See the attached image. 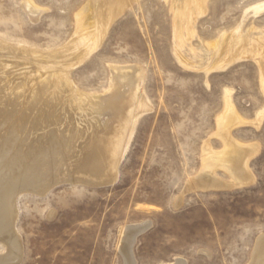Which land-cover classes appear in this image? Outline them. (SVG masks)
Returning <instances> with one entry per match:
<instances>
[{"label":"rangeland","instance_id":"1","mask_svg":"<svg viewBox=\"0 0 264 264\" xmlns=\"http://www.w3.org/2000/svg\"><path fill=\"white\" fill-rule=\"evenodd\" d=\"M28 1L36 13L25 0H0V45L25 50L30 61L36 51L57 62L61 56L53 53L76 36V15L88 0ZM180 1L132 0L94 50L69 58L71 84L102 100L110 66H139L149 107L137 118L113 182L59 175L20 188L21 257L10 264H252L264 242V117L231 130L237 142L258 146L249 161L251 184L202 190L192 178L205 142L222 149L214 132L226 91L243 120L253 122L264 110L258 68L264 10L250 9L264 0H191L190 9ZM217 176L228 180L220 170ZM4 250L0 244V256Z\"/></svg>","mask_w":264,"mask_h":264},{"label":"bare ground","instance_id":"2","mask_svg":"<svg viewBox=\"0 0 264 264\" xmlns=\"http://www.w3.org/2000/svg\"><path fill=\"white\" fill-rule=\"evenodd\" d=\"M190 1L184 0L186 3L183 7L190 9L187 7ZM131 2L88 0L76 15L77 32L67 45L70 47L53 53L61 56L57 62L47 60V54L36 51L31 55L38 59L30 61L32 58L28 59L25 50L15 54L13 49H8L9 46L0 45V244L5 249L3 257L0 256V264L16 263L21 257L22 247L15 229V197L20 188H37L42 182L46 184L48 179L56 181L53 177L59 175L74 176L76 180L92 185H105L115 180L137 118L149 107L141 91L142 70L139 66H110L111 75L106 90L108 96H103L105 99L102 100L99 99L101 95L82 93L71 84L69 61L71 57L83 59L85 54L94 50L109 25L125 7H131ZM23 3L30 13L37 12L32 2L25 0ZM176 6L178 8L179 5ZM250 9L256 15L264 10V2ZM87 14L89 17L85 21ZM81 21H85L86 25L83 22L84 26L81 25ZM259 57L258 68L264 80L263 54L260 53ZM24 65L30 67L26 70L31 69L32 72L23 70L21 67ZM83 102L89 103L88 107ZM107 113L109 116L105 118ZM98 116L102 118L100 121ZM263 117L264 110L253 122L243 120L236 113L230 93L226 91L223 112L216 120L214 132L222 149L213 150L208 142L203 144L199 172L192 178L193 183L202 190L251 184L254 177L249 169V161L256 154L258 146L255 143L237 142L231 130L248 123L257 125ZM218 170L227 175V181L218 178ZM251 263L264 264L262 238L256 245Z\"/></svg>","mask_w":264,"mask_h":264}]
</instances>
